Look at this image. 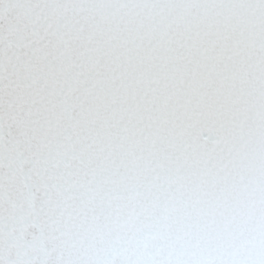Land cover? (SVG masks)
Listing matches in <instances>:
<instances>
[{"label":"snow or ice","instance_id":"1","mask_svg":"<svg viewBox=\"0 0 264 264\" xmlns=\"http://www.w3.org/2000/svg\"><path fill=\"white\" fill-rule=\"evenodd\" d=\"M0 264H264V0H0Z\"/></svg>","mask_w":264,"mask_h":264}]
</instances>
